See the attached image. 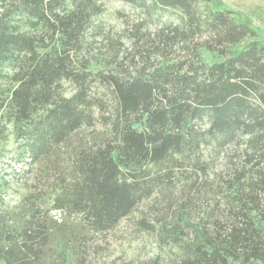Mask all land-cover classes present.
I'll use <instances>...</instances> for the list:
<instances>
[{"label":"trees","instance_id":"1","mask_svg":"<svg viewBox=\"0 0 264 264\" xmlns=\"http://www.w3.org/2000/svg\"><path fill=\"white\" fill-rule=\"evenodd\" d=\"M209 2L0 0V264H96L179 185L132 263L264 264V46Z\"/></svg>","mask_w":264,"mask_h":264},{"label":"rangeland","instance_id":"2","mask_svg":"<svg viewBox=\"0 0 264 264\" xmlns=\"http://www.w3.org/2000/svg\"><path fill=\"white\" fill-rule=\"evenodd\" d=\"M122 7L123 5L118 2L110 3L106 19L112 24H119L113 14L116 9ZM208 8L230 10L239 22L249 25L256 32L257 37L246 40L240 45L241 48L253 40L264 46V0H210ZM203 57L209 63L221 61L216 55L207 52H203ZM102 130L103 128L99 124L93 129L83 130L72 139V143H77L79 140H91L95 133L102 132ZM168 200H175V202L183 200L201 205L205 203L203 197H198L195 191L184 189L179 185L167 196L161 194L156 200L142 204L132 216L122 221L115 230L98 238L102 248L99 254L95 256L96 264H134L132 259L140 257V249L146 246V249L149 250L154 244L153 236L143 231V227L140 225L141 220L143 218L152 220L151 216L157 212V209L165 212Z\"/></svg>","mask_w":264,"mask_h":264}]
</instances>
